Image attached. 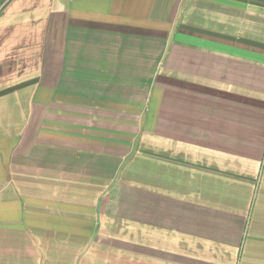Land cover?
<instances>
[{"label": "crops", "instance_id": "obj_1", "mask_svg": "<svg viewBox=\"0 0 264 264\" xmlns=\"http://www.w3.org/2000/svg\"><path fill=\"white\" fill-rule=\"evenodd\" d=\"M0 264H264V0H0Z\"/></svg>", "mask_w": 264, "mask_h": 264}]
</instances>
